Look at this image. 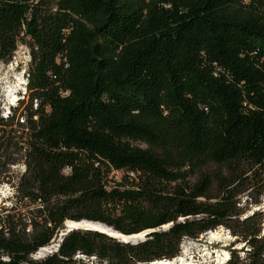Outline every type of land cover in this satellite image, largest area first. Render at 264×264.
Returning a JSON list of instances; mask_svg holds the SVG:
<instances>
[{"label":"trees","instance_id":"trees-1","mask_svg":"<svg viewBox=\"0 0 264 264\" xmlns=\"http://www.w3.org/2000/svg\"><path fill=\"white\" fill-rule=\"evenodd\" d=\"M20 45L0 264H161L220 227L247 248L224 264H264V213L239 219L264 193V0H0V61ZM67 220L147 233L73 230L34 258Z\"/></svg>","mask_w":264,"mask_h":264},{"label":"rangeland","instance_id":"rangeland-1","mask_svg":"<svg viewBox=\"0 0 264 264\" xmlns=\"http://www.w3.org/2000/svg\"><path fill=\"white\" fill-rule=\"evenodd\" d=\"M48 1L52 3L55 2V0H48ZM26 70H27L26 63H22L17 67L16 66L8 67L7 65L0 64V99L3 97V95L11 85L21 82L18 81L16 78L21 79L20 74H22V72ZM19 122H20V118H19ZM11 130L13 131V128L9 129L6 127L0 130V134H2L4 131L5 134L11 136L10 134ZM16 130H19V133H22L23 131L19 127H16ZM113 175H114L113 176L114 179H119L122 176L121 173H113ZM253 181L254 183H256L255 178L252 179V182ZM256 190L257 189L253 188L252 186V188H250L246 192V195L241 196L239 207L243 210V213L239 218L240 220L244 219L247 216H250L255 211H260L264 213V193L261 196H257ZM1 197L2 195L0 196V199ZM256 199H258L259 203L253 204V201ZM3 204L5 205V207L10 208L12 205L15 204V202L13 201L11 203H6V204L3 203ZM26 211H27L26 209L22 210V212H25L24 213L25 215H27ZM14 212L15 211H12L11 213ZM62 228L64 229V227ZM262 228H263L262 236H264V219L262 223ZM220 229H221L220 231L221 234L220 233L219 234L221 238L218 239H211V235H208L210 234V232L204 233L196 239L185 238L180 245L181 254L183 255V252L185 253L184 256L185 262H187V264H224L229 259L231 250L233 249L237 251L238 256L242 259L245 256V253L243 251H246L247 249L244 247V243L236 244L234 247H231V244L235 241V238L224 227H220L217 230L219 231ZM54 238L52 239L51 244L48 247L50 251L52 249V246H56V243L58 242V241L56 242ZM48 254L49 253L45 254V256ZM224 254H227V259H225Z\"/></svg>","mask_w":264,"mask_h":264},{"label":"built area","instance_id":"built-area-1","mask_svg":"<svg viewBox=\"0 0 264 264\" xmlns=\"http://www.w3.org/2000/svg\"><path fill=\"white\" fill-rule=\"evenodd\" d=\"M20 53V56H19ZM30 57L26 46H18L14 52L12 58L8 62H1L0 64L7 65L8 67L19 66L22 63H26V67L29 63ZM24 72L21 75V82L11 85L3 97L0 99V117L7 118L10 111L18 104V95L24 91L25 78ZM25 172V166L22 163L10 164L7 172L0 174V207L5 206L3 203H11L15 200L16 194V180L17 178ZM3 175H6L5 180ZM130 176L134 177L133 174ZM2 203V204H1ZM30 227L27 228L29 232ZM40 250V249H39ZM38 252V251H37ZM36 252V253H37ZM35 253V254H36ZM34 257V255H32Z\"/></svg>","mask_w":264,"mask_h":264},{"label":"bare ground","instance_id":"bare-ground-1","mask_svg":"<svg viewBox=\"0 0 264 264\" xmlns=\"http://www.w3.org/2000/svg\"><path fill=\"white\" fill-rule=\"evenodd\" d=\"M18 81H21V79L20 78H16ZM82 225V224H81ZM66 226L67 227H70V226H75L76 227V224H74V223H72V222H67L66 223ZM85 226H87V227H89V228H91V229H97V230H99V231H102V232H104V233H106L107 235H109V236H112V237H117V238H121V239H127V237H125V236H123V235H121L120 233L118 234V233H116V232H114L113 230H111V229H106V227H104V226H99V225H96V224H88V225H85ZM221 229L218 231H210V234H208V235H211V239H218V238H221V236H220V234H221ZM220 233V234H219ZM139 236H142V234H140ZM55 240H56V238H55ZM57 242V241H56ZM57 244V243H56ZM55 248V246H52V249H51V251H50V249H48V248H43V249H40V251L35 255V258L36 259H39V258H42V257H44L45 256V254H47V253H51V252H53V249ZM50 251V252H49ZM184 256H185V253L183 252V255L181 254L177 259H179V261L178 260H174V261H167V262H163L164 264H178V263H180V264H187V262H185V260H184ZM224 256H225V259H227V254H224Z\"/></svg>","mask_w":264,"mask_h":264},{"label":"water","instance_id":"water-1","mask_svg":"<svg viewBox=\"0 0 264 264\" xmlns=\"http://www.w3.org/2000/svg\"><path fill=\"white\" fill-rule=\"evenodd\" d=\"M67 222H72V223H74V224H76V227L74 226H70V227H67L66 226V223ZM82 224V225H81ZM88 224H96V225H99V226H104V227H106V229H111V230H113L112 228H110V227H107L106 225H103V224H101V223H98V222H92V221H88V220H81V221H78V222H75V221H70V220H67V221H65L64 223H63V227H64V229L63 228H61L59 231H58V233L56 234V241H58L57 242V244H56V246H55V248L53 249V252L58 248V246H59V243L61 242V240H62V238L66 235V234H68L69 232H71V231H73V230H94V231H98V232H101V233H104V232H102V231H99V230H97V229H91V228H89V227H87V226H85V225H88ZM114 231V230H113ZM147 232H145V233H142V236H139V234H137V235H128V236H125V235H123V236H125V237H127V239H119V238H117V237H114V238H116V239H119V240H121V241H123V242H129V243H136L138 240H140V239H143L144 238V235L146 234ZM104 234H106V233H104ZM122 235V234H121ZM52 253V252H51ZM50 253V254H51ZM176 261V260H178L177 258H175V259H173L172 261ZM164 262V261H163ZM161 264H164V263H161Z\"/></svg>","mask_w":264,"mask_h":264}]
</instances>
